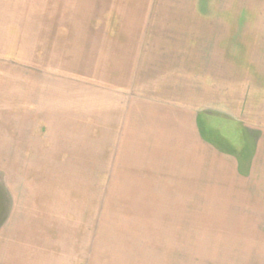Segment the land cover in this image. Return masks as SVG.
I'll return each mask as SVG.
<instances>
[{"label": "rangeland", "instance_id": "rangeland-1", "mask_svg": "<svg viewBox=\"0 0 264 264\" xmlns=\"http://www.w3.org/2000/svg\"><path fill=\"white\" fill-rule=\"evenodd\" d=\"M231 128L264 130V0H0V259L184 208Z\"/></svg>", "mask_w": 264, "mask_h": 264}, {"label": "crops", "instance_id": "crops-1", "mask_svg": "<svg viewBox=\"0 0 264 264\" xmlns=\"http://www.w3.org/2000/svg\"><path fill=\"white\" fill-rule=\"evenodd\" d=\"M218 114L209 117L229 120ZM235 129L229 130L231 134ZM242 134L235 131L239 143L213 145L216 150L211 163L203 153L201 166L196 164V176L187 181L191 186L187 189L192 191L179 199L185 200L184 208L170 203L168 209L156 211L154 219L152 212L141 216L140 208L121 213L114 210L120 213L116 220H108L114 232H94L91 225L89 234L83 236V240L88 237L86 241L81 243L73 235L71 238L79 244L71 243L68 249L59 241L69 243V239L51 235L46 252L27 248V255H20L19 260L0 259V264H145L144 260H163L158 254L146 256L145 233H151L156 242L162 237L169 239L168 246L164 245L170 251L171 264H264V130L259 139H252L245 130ZM167 199L172 202L178 197ZM129 215L139 218L131 223L127 221ZM164 222L168 223V232ZM34 249L41 258L29 256ZM65 252L69 255L63 256Z\"/></svg>", "mask_w": 264, "mask_h": 264}]
</instances>
